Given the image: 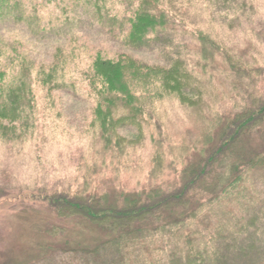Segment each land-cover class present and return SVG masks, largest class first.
I'll return each mask as SVG.
<instances>
[{"label": "rangeland", "instance_id": "1", "mask_svg": "<svg viewBox=\"0 0 264 264\" xmlns=\"http://www.w3.org/2000/svg\"><path fill=\"white\" fill-rule=\"evenodd\" d=\"M3 1L0 264H107L118 259L126 264H162L169 250L179 257L184 253L181 239L166 232L178 221L189 224L183 232L192 234L194 241L202 238L201 231H211L217 222L228 219L231 226L244 219L255 223L237 237L245 245L251 244L252 233L262 237L264 227L258 221L264 216V170L247 177V188L237 201L220 196L221 214L205 213L197 221L186 214L194 204L207 203L219 194L237 174L232 168L240 169V163L264 150V129L246 134L230 149L215 172L197 186L188 209L165 213L159 225H134L131 231L142 232L141 242L118 255L108 252L107 257L100 251L105 231L79 217H59L41 201L45 194L63 192L95 194L110 204L120 197L132 200L168 191L183 181L218 144L226 126L250 110L253 98H264V0ZM147 1L166 13L168 25L150 34L143 45L132 46L126 22ZM95 2L101 17L92 7ZM198 32L219 47L206 66L200 59ZM97 53L111 59L125 55L132 67L140 69L176 68L178 84L169 81L163 88L159 77L140 75V80L130 82L137 111L113 98L102 97L104 101L85 78ZM227 56L237 69L251 74L230 73ZM21 60L32 67L35 132H31V111L18 116L20 107L5 95L15 85ZM55 64L64 74V87L49 93L36 73L40 66ZM190 100L193 105H188ZM99 101L104 108L113 102L112 111L120 120L119 152L102 147L92 113ZM156 225L166 231H146ZM232 253L225 256H245L237 250Z\"/></svg>", "mask_w": 264, "mask_h": 264}, {"label": "trees", "instance_id": "2", "mask_svg": "<svg viewBox=\"0 0 264 264\" xmlns=\"http://www.w3.org/2000/svg\"><path fill=\"white\" fill-rule=\"evenodd\" d=\"M3 4L4 1L0 0V6ZM92 7L97 17H101L99 5L95 2ZM167 18L165 12L157 11L148 1L143 2L127 19L126 23L129 28L127 40L129 44L132 46L134 44L136 46L143 45L150 34L162 31L168 25ZM196 40L199 45L200 59L206 66L214 59L219 47L203 32L196 33ZM226 62L228 70L232 74L236 73L239 77L241 74L245 76L251 74L250 71L246 72V70L243 71L242 69L240 71V68L237 69L231 61V57L227 56ZM17 66L19 68L16 73L15 85L14 87L11 86L5 95L11 96L16 105L20 107L18 116L21 115L20 113L23 110L24 112L27 110L31 111V132H35L33 111L36 106L30 87L32 67L23 60L19 61ZM59 69V64H55L49 67L40 66L37 70V78L41 77L39 84L49 93L62 90L64 87V74ZM139 69L140 67H132L131 59L125 55H118L116 58L111 59L97 53L92 59L85 78L92 91L95 94L98 93L99 97H103L105 100L113 98L136 111L137 107L134 105L130 82L140 80L137 79L140 75L159 77L163 88L167 87L169 81V85L178 84L176 80L178 70L176 68L171 67L164 70L145 67ZM137 70L139 71L137 72ZM141 71L146 73H140ZM144 82L147 81H142V83ZM147 85L150 87L151 84L148 82ZM183 102L185 101L183 100ZM190 102L188 105H193L191 100ZM112 107L113 102L109 104V107L104 108V104L99 101L93 108L92 113L99 127V138L104 150H117L119 152L122 144L116 131L120 120L114 115ZM1 116L3 114L0 112ZM28 117L29 115L24 116V122L27 121ZM261 129H264V98L258 97L253 98L249 111L239 114L226 126L218 144L203 155L201 161L199 160V165L195 169L193 168L183 181L168 191L147 193L132 200L128 197H120V199L110 204L106 202V198L95 194L81 196L76 193L68 194L62 192L45 194L41 202L59 217H79L92 226L105 231V241L99 247L100 251L102 253L105 252L107 257L109 256L108 252L111 253V256L113 254L118 255L122 249L132 247L135 243L141 242V231H131L134 225H159L165 213L173 210L188 209L197 186L215 172L217 165L224 161L230 149L246 134ZM3 135L4 132L3 134L0 133L1 138H3ZM239 167L240 169L232 168L233 175L235 172L237 174L232 179L230 178L231 180L228 181L219 194H213L207 203L194 204L186 214V217L189 216L188 219L191 221H197L205 213L215 215V212H220L221 214L220 207L222 204H220V200L222 197L232 202L240 199V196H242L241 192H244L247 188V177L254 172L264 170V150L240 163ZM208 205H210V208H208ZM229 221L230 219L224 223L219 221L212 227L211 231L209 228L201 231L202 238L197 241H194L192 234L183 232L189 224L179 221L172 223L173 228L171 227L167 231L162 229L163 225H156V227L146 231L160 232L161 229V232H171V238L181 239L180 243H183L185 248H182L184 251L183 255L179 257L178 254L169 250L166 255L167 259L162 264H264V255H262V250H264V230L260 229L263 232L261 233L263 238L260 235H256V233H252L254 238L251 239V244L247 246L242 239H237V237L240 238L243 234L248 233L251 228L255 227L253 220H240L234 226L228 225L227 222ZM254 221L256 222L257 219H254ZM260 221L264 227V216L258 222ZM195 243H197V246H195ZM236 250L241 255L244 252L245 256L243 258L239 256V258H227L225 256L230 251H234L232 254L235 255ZM98 251H95V254ZM224 252L227 253L224 255ZM100 263L106 264L102 261ZM107 264L126 263L118 259L115 260V263L109 261Z\"/></svg>", "mask_w": 264, "mask_h": 264}]
</instances>
